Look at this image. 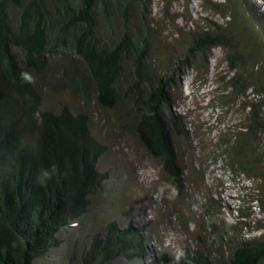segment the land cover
<instances>
[{
  "label": "trees",
  "instance_id": "1",
  "mask_svg": "<svg viewBox=\"0 0 264 264\" xmlns=\"http://www.w3.org/2000/svg\"><path fill=\"white\" fill-rule=\"evenodd\" d=\"M232 2V21L193 38L184 61L223 47L227 62L239 69L229 81L235 92L255 95L248 122L225 150L232 172L254 183L257 222L264 219V77L259 67L246 66L252 53L264 55V23L255 26L259 33L256 40L250 38L251 46L243 47L237 13L244 9L246 32L258 13L248 0ZM215 6L227 16L224 4ZM150 7L151 0H0V264H34L61 249V235L107 193L109 173L99 163L108 145L94 131L90 113L65 103L58 110L44 107L45 78L61 73V67L69 74V87L88 99L95 93L103 108H122L121 120H126L127 107L123 82L131 77L134 108L128 114L135 116L137 142L161 159L183 189L173 139L183 135L182 122L171 110L163 77L146 74V65L155 62L152 42L159 39L148 22ZM79 73L85 76L82 82L74 77ZM237 211L248 218L242 207ZM119 212L122 218H108L93 234H84L81 256L76 247L71 258L81 264H264V231L231 240L226 257L216 261L188 244L174 259L150 246L144 230L148 222ZM218 234L221 241L227 238L223 231Z\"/></svg>",
  "mask_w": 264,
  "mask_h": 264
},
{
  "label": "rangeland",
  "instance_id": "2",
  "mask_svg": "<svg viewBox=\"0 0 264 264\" xmlns=\"http://www.w3.org/2000/svg\"><path fill=\"white\" fill-rule=\"evenodd\" d=\"M217 2L224 4L227 16L216 9ZM248 4L258 13L252 31L244 30L248 25L244 23V9L237 13L235 23L245 48L251 46V37L257 39L255 34L259 30L255 26L264 23V0H248ZM233 5L232 0H151L148 22L159 39L152 42L155 62L146 65V74L150 79L163 77L171 110L182 122L183 135L180 138L174 135L173 139L184 171L183 189L176 186L161 159L150 155L137 142L135 116L128 114L134 101L131 77L123 82L125 90L121 91L127 102L126 120L120 119L121 106V109L103 108L95 93L88 99L75 92L74 85L69 87L66 82L69 74H64V67L61 73L45 78L41 90L45 108L58 110L65 103L73 110L90 113L94 131L108 145L99 169L108 171L109 178L104 199L95 202L80 222H74L61 235L64 239L61 249L34 264H81L71 254L77 247L81 256L78 249L85 240L84 234H93L108 218H122L119 211L125 210L140 222L150 221V228L145 231L149 232L150 246L174 259L188 244L198 246L216 261L221 255L226 257L231 240L240 239L241 235L258 237L264 231L260 228L264 224L263 216L254 221L259 212L255 206L254 183L232 172L225 150L234 134L248 122L249 102L255 100V95L248 91L243 97L235 92L229 81L239 69L227 62V50L223 47L209 50L206 56L192 55L184 61L193 38L232 21L228 16L233 17ZM253 65L261 69L264 77L262 51L252 53L246 70H251ZM74 77L79 82L85 79L82 73ZM239 207L249 213L248 218L239 216ZM219 231L224 235L228 232L227 238L221 241ZM75 240L79 244L73 246ZM116 264L142 263L121 260ZM155 264L165 263L158 260Z\"/></svg>",
  "mask_w": 264,
  "mask_h": 264
},
{
  "label": "bare ground",
  "instance_id": "3",
  "mask_svg": "<svg viewBox=\"0 0 264 264\" xmlns=\"http://www.w3.org/2000/svg\"><path fill=\"white\" fill-rule=\"evenodd\" d=\"M144 223H146V222L144 221ZM147 226H148V227H146V228L144 229L146 232H147L148 228H150V221L148 222ZM147 234L149 235V232H148ZM149 236H150V235H149Z\"/></svg>",
  "mask_w": 264,
  "mask_h": 264
}]
</instances>
